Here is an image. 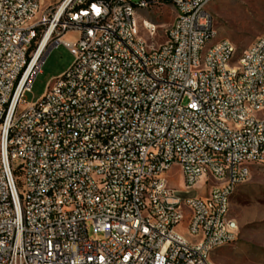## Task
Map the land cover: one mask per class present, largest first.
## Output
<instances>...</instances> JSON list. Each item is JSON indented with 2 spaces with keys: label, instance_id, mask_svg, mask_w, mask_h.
<instances>
[{
  "label": "built area",
  "instance_id": "obj_1",
  "mask_svg": "<svg viewBox=\"0 0 264 264\" xmlns=\"http://www.w3.org/2000/svg\"><path fill=\"white\" fill-rule=\"evenodd\" d=\"M212 2L0 0V264H216L229 199L264 163V36L212 43ZM161 3L174 18L147 43L136 13ZM58 46L71 64L25 102Z\"/></svg>",
  "mask_w": 264,
  "mask_h": 264
},
{
  "label": "rangeland",
  "instance_id": "obj_2",
  "mask_svg": "<svg viewBox=\"0 0 264 264\" xmlns=\"http://www.w3.org/2000/svg\"><path fill=\"white\" fill-rule=\"evenodd\" d=\"M42 7L58 4L59 0H41ZM137 2L138 0H132ZM217 36L230 41L239 54L257 38L264 36V0H213L208 7ZM136 22L142 27L146 21L157 26L156 35L147 43L160 44L164 29L172 22L174 12L167 3L152 5L136 13ZM73 58L68 50L58 46L50 50L35 76L30 92L23 95L27 103H35L44 94L48 84L59 77L71 64ZM260 115H264V110ZM15 162L12 163L14 167ZM168 184L184 189L179 167H171L164 176ZM210 181L201 178L190 191L191 196L206 195ZM228 216L238 226L236 239L212 251L210 259L216 264H264V163L250 166L248 179L239 185L229 199ZM176 232L192 241L188 234L187 219L176 227ZM91 235V234H90Z\"/></svg>",
  "mask_w": 264,
  "mask_h": 264
},
{
  "label": "bare ground",
  "instance_id": "obj_3",
  "mask_svg": "<svg viewBox=\"0 0 264 264\" xmlns=\"http://www.w3.org/2000/svg\"><path fill=\"white\" fill-rule=\"evenodd\" d=\"M146 22H148V21H146Z\"/></svg>",
  "mask_w": 264,
  "mask_h": 264
}]
</instances>
